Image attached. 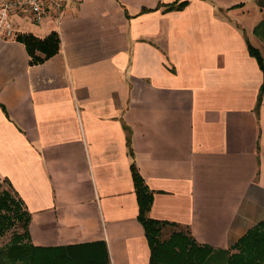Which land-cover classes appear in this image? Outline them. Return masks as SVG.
Segmentation results:
<instances>
[{"label":"crops","instance_id":"obj_1","mask_svg":"<svg viewBox=\"0 0 264 264\" xmlns=\"http://www.w3.org/2000/svg\"><path fill=\"white\" fill-rule=\"evenodd\" d=\"M176 1L75 0L0 35V182L29 214L32 245L104 241L109 264H149L132 166L153 194L147 216L201 246L230 250L264 222L263 72L248 51L264 61V9L164 10ZM51 32L58 52L30 65L17 37Z\"/></svg>","mask_w":264,"mask_h":264},{"label":"trees","instance_id":"obj_2","mask_svg":"<svg viewBox=\"0 0 264 264\" xmlns=\"http://www.w3.org/2000/svg\"><path fill=\"white\" fill-rule=\"evenodd\" d=\"M186 0H177L164 6L165 11L184 9ZM150 10L143 9L141 13ZM254 35L264 41V18L253 30ZM17 40L25 45L30 57V65L43 63L59 50V37L51 32L43 39L31 34H22ZM248 51L263 72L258 103L264 94V61L258 49L248 44ZM132 179L138 205L137 220L143 228L150 249L149 264H206L218 255L223 264H264V222L250 229L230 250L214 251L201 246L186 228L176 224L160 222L147 216L153 201L152 192L145 186L143 179L132 166ZM0 237L10 228L19 225L22 233H15L8 245L0 247V264H109L107 246L104 241L71 244L56 247H39L30 243L28 224L30 216L24 209L12 187L5 180L0 182ZM165 227L177 228L163 240ZM235 251V253H231Z\"/></svg>","mask_w":264,"mask_h":264},{"label":"built area","instance_id":"obj_3","mask_svg":"<svg viewBox=\"0 0 264 264\" xmlns=\"http://www.w3.org/2000/svg\"><path fill=\"white\" fill-rule=\"evenodd\" d=\"M72 1L75 0H0V35L5 39L17 36L13 17L40 24L45 18L58 16Z\"/></svg>","mask_w":264,"mask_h":264},{"label":"rangeland","instance_id":"obj_4","mask_svg":"<svg viewBox=\"0 0 264 264\" xmlns=\"http://www.w3.org/2000/svg\"><path fill=\"white\" fill-rule=\"evenodd\" d=\"M262 52L264 53V51H262ZM4 188L6 189L7 187L5 185L3 187H1L0 192ZM164 230L162 231V237H161V239H163V240L167 239L172 232L179 231L177 228H170V229H167L165 231ZM22 231L23 230L20 228L19 225H16L15 227L10 228L2 237H0V247L8 245L11 242L12 236L15 233H22ZM233 253H235V251ZM206 264H223V260L221 257L216 255L213 258H211Z\"/></svg>","mask_w":264,"mask_h":264},{"label":"water","instance_id":"obj_5","mask_svg":"<svg viewBox=\"0 0 264 264\" xmlns=\"http://www.w3.org/2000/svg\"><path fill=\"white\" fill-rule=\"evenodd\" d=\"M257 6L261 9H264V0H258Z\"/></svg>","mask_w":264,"mask_h":264}]
</instances>
